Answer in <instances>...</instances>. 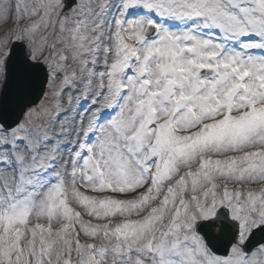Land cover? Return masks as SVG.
Listing matches in <instances>:
<instances>
[{
    "label": "snow or ice",
    "instance_id": "1",
    "mask_svg": "<svg viewBox=\"0 0 264 264\" xmlns=\"http://www.w3.org/2000/svg\"><path fill=\"white\" fill-rule=\"evenodd\" d=\"M0 264H264V0H0Z\"/></svg>",
    "mask_w": 264,
    "mask_h": 264
}]
</instances>
